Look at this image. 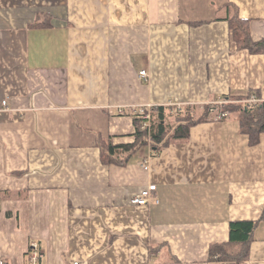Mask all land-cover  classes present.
<instances>
[{"label":"crops","instance_id":"crops-1","mask_svg":"<svg viewBox=\"0 0 264 264\" xmlns=\"http://www.w3.org/2000/svg\"><path fill=\"white\" fill-rule=\"evenodd\" d=\"M231 10L264 39V0H0V264H233L209 256L231 221L255 222L239 264H264V132L250 144L216 108L124 165L95 147L135 142L132 105L264 101V53L237 49Z\"/></svg>","mask_w":264,"mask_h":264},{"label":"trees","instance_id":"trees-1","mask_svg":"<svg viewBox=\"0 0 264 264\" xmlns=\"http://www.w3.org/2000/svg\"><path fill=\"white\" fill-rule=\"evenodd\" d=\"M230 35L235 42L237 49H247L251 53H264V39L253 41L250 36V21L242 19L235 15L231 10L228 19ZM257 93L248 91L246 97L229 98L221 105H204L198 115L194 114L192 109L186 107L185 115H177L176 123L172 125L167 122L169 117V106H157L150 111L151 127L150 142L159 150L161 146L168 145L175 141L187 140L190 136V129L194 125L204 122L208 118L210 108L214 107L221 111H228V115L235 114L240 122L241 129L248 137L250 144L259 142V135L264 132V101H257L247 105L243 100ZM258 96V95H257ZM225 118V117H224ZM145 130L137 128L136 140L132 144L115 145L108 138L98 136L95 141V147L99 149L100 159L106 164L124 165L130 155L139 149L147 141ZM255 227L254 221H231L229 222V240L227 243H213L210 245L209 256L219 260L233 261V264H239L246 258L249 244L252 240V233ZM239 244V249L234 252L228 250L231 245Z\"/></svg>","mask_w":264,"mask_h":264},{"label":"built area","instance_id":"built-area-1","mask_svg":"<svg viewBox=\"0 0 264 264\" xmlns=\"http://www.w3.org/2000/svg\"><path fill=\"white\" fill-rule=\"evenodd\" d=\"M141 76H146L145 75V71L142 70L139 73ZM258 101V99L254 96L243 100V102L247 105H251L253 103H256ZM224 102L223 100L219 101L218 103H222ZM171 107H173V115H177L178 113L181 112V107L178 103H170ZM155 108L153 105H137V106H130V113L131 116L133 117V119H135L136 123H137V127L141 130H145L147 133V137L150 136V127H151V114L150 111ZM216 108L212 107L210 108V111H215ZM4 111H9V107L7 105V101L6 100H2L1 101V106H0V113L4 112ZM116 113H122V110L120 108L116 109L115 111ZM185 112V111H184ZM228 116V111H217L215 112L214 115V119H221L224 117ZM143 166L144 168H148V163L145 160L143 162ZM156 185L155 184H150L146 189H143L139 194L133 196L132 198V202L135 204H139V205H147L149 203V201L151 200V198L153 197L152 195V191L155 190ZM157 201V199H155ZM29 260L32 262H35L39 256L38 252H37V244L36 243H31L30 247H29ZM73 264H78V262H74Z\"/></svg>","mask_w":264,"mask_h":264},{"label":"rangeland","instance_id":"rangeland-1","mask_svg":"<svg viewBox=\"0 0 264 264\" xmlns=\"http://www.w3.org/2000/svg\"><path fill=\"white\" fill-rule=\"evenodd\" d=\"M201 108H202V107H201ZM201 108L199 107V108H198V111L195 112V113H197L196 115L199 114L198 112L201 110ZM170 115H171V114H170ZM171 116H172L171 118H168V119H167V122H168L169 124H170V123H171V124H172V123L175 124V123H176L175 120H176L178 117L175 116V115H171ZM172 118H173V119H172Z\"/></svg>","mask_w":264,"mask_h":264}]
</instances>
